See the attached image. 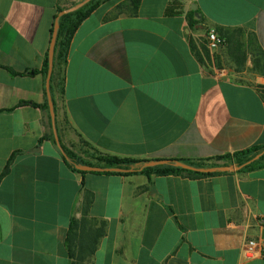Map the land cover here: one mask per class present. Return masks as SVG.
Listing matches in <instances>:
<instances>
[{
    "label": "crops",
    "instance_id": "1",
    "mask_svg": "<svg viewBox=\"0 0 264 264\" xmlns=\"http://www.w3.org/2000/svg\"><path fill=\"white\" fill-rule=\"evenodd\" d=\"M80 1L0 0V264H264L243 251L264 245V167L83 173L62 150L208 166L263 146L264 0H102L54 63V126L51 30Z\"/></svg>",
    "mask_w": 264,
    "mask_h": 264
},
{
    "label": "trees",
    "instance_id": "2",
    "mask_svg": "<svg viewBox=\"0 0 264 264\" xmlns=\"http://www.w3.org/2000/svg\"><path fill=\"white\" fill-rule=\"evenodd\" d=\"M102 0H91L86 3L84 6L80 7L79 9L59 16V13L64 9L61 6L57 8V14L55 16V21L59 20V34L57 38L56 44V51H55V61H60L61 63L65 61L72 38L76 33L77 29L81 25V23L94 11V9L99 5ZM136 5H138L139 0H133ZM191 24L198 22L195 19L194 15L190 17ZM54 25L51 30L53 33ZM52 39V38H51ZM223 43H225L224 39ZM205 46V45H204ZM240 53L245 52L242 50V46H239ZM203 54V53H202ZM203 58V57H202ZM240 64L243 63L244 60L240 57H236ZM49 69V59L48 55L45 61V69L44 73L47 75ZM261 72H264V55L257 54L254 58V69ZM27 101H22L21 103H26ZM37 105V104H36ZM48 107V103L45 105ZM63 155L66 159L67 164L74 169L75 171H80L85 173L86 171H81L77 168V165L88 164L85 159L81 156L77 155L73 150L63 146ZM217 159L226 160L223 165H220L216 162H213L211 165H205L202 161H191L188 159H169L170 163L167 165H157V166H148L146 165L148 162L153 161L152 159H135V158H121L117 156H109V155H101L98 157L99 163L93 166H100L104 167L106 170L103 173L107 174H121V175H129L135 173H144L147 175L152 174H171V173H181V172H188L193 175H213L222 172L225 170L226 166H230L233 170L237 171H250L255 170L258 168L264 167V145L257 146L249 150H244L240 152H236L234 154H226L223 156H219ZM160 160V159H155ZM176 161H182L185 163H189L195 165L200 168H215V171H193V170H186L181 167H178L174 164ZM123 168L127 171L118 172V171H111L110 168ZM72 234V229L70 231ZM94 250H91L92 252ZM89 252V253H90Z\"/></svg>",
    "mask_w": 264,
    "mask_h": 264
},
{
    "label": "water",
    "instance_id": "3",
    "mask_svg": "<svg viewBox=\"0 0 264 264\" xmlns=\"http://www.w3.org/2000/svg\"><path fill=\"white\" fill-rule=\"evenodd\" d=\"M91 0H82L79 3L65 8L63 9L60 13L59 16H62L64 14H67L69 12L75 11L77 9H79L80 7L84 6L86 3H88ZM196 9V8H194ZM59 20L57 19L55 24H54V29H53V33H52V39H51V44H50V49H49V53H48V59H49V69H48V75H47V94H48V100H49V107H50V112H51V116H52V120H53V125L55 126L56 124V113H55V105H54V101L52 98V93H51V78H52V73H53V68H54V63H55V51H56V44H57V38H58V34H59ZM55 136H56V140L58 142L59 147L62 149L61 147V143H60V139H59V135L55 129ZM63 150V149H62ZM170 163V160L168 159H160V160H153L148 162L146 165L148 166H157V165H167ZM174 164L178 167H181L183 169L186 170H193V171H210L213 172L215 171V168L211 167V168H200L197 167L195 165L189 164V163H185L182 161H176L174 162ZM77 168L81 171H99V172H103L106 169L104 167H100V166H93V165H88V164H83V165H77ZM226 170H233L232 167L230 166H226L225 167ZM109 170L111 171H118V172H124L127 171L126 169L123 168H110Z\"/></svg>",
    "mask_w": 264,
    "mask_h": 264
},
{
    "label": "built area",
    "instance_id": "4",
    "mask_svg": "<svg viewBox=\"0 0 264 264\" xmlns=\"http://www.w3.org/2000/svg\"><path fill=\"white\" fill-rule=\"evenodd\" d=\"M208 44L211 49H217L220 45L223 44V40L215 31H210L207 35ZM221 70V69H220ZM226 70V69H225ZM222 72V70L220 71ZM245 255L248 257H253L260 252L264 255V245L256 240H249L243 248Z\"/></svg>",
    "mask_w": 264,
    "mask_h": 264
},
{
    "label": "rangeland",
    "instance_id": "5",
    "mask_svg": "<svg viewBox=\"0 0 264 264\" xmlns=\"http://www.w3.org/2000/svg\"><path fill=\"white\" fill-rule=\"evenodd\" d=\"M205 45V46H204ZM202 53H203V55H205L206 57H212V56H214L215 57V49H211L210 47H209V44H208V42L206 41V42H204L203 44H202ZM243 68V67H242ZM252 69V68H251ZM251 69H249L250 71H251ZM253 71V70H252ZM220 163H222V164H224L225 162H226V160H223V159H217ZM221 164V165H222Z\"/></svg>",
    "mask_w": 264,
    "mask_h": 264
}]
</instances>
